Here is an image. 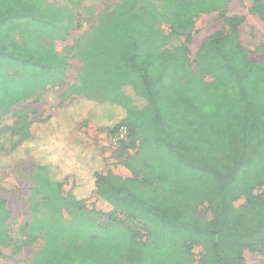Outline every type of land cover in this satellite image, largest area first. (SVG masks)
<instances>
[{
    "label": "trees",
    "instance_id": "obj_1",
    "mask_svg": "<svg viewBox=\"0 0 264 264\" xmlns=\"http://www.w3.org/2000/svg\"><path fill=\"white\" fill-rule=\"evenodd\" d=\"M149 1L122 0L121 12H132L131 19L137 18V8L159 20L164 14L176 35L192 31L203 13L221 11L228 3L162 0V9L153 11ZM71 2L79 7L78 0ZM252 2L251 12L264 19V0ZM72 10L47 0H0L1 112H10L39 90L64 80L67 59L47 40L67 39L74 27ZM228 23L232 31L212 34L199 47L195 62L184 45L160 54L134 52L129 69L138 74L152 107L142 112L126 111L116 102L106 107L117 119L109 121L110 133L125 127L126 138L143 136L145 151L132 162L144 182L95 170L96 194L141 220L145 241L120 222L107 227L91 223L76 198L79 190L60 196L62 183L56 172L63 166L50 155L54 151L55 158L61 146L41 153L36 147L43 135L35 140L32 180L49 213L43 214L39 203L32 209L30 234L45 241L32 264H118L124 257L131 264H196L190 250L196 242L204 246L199 264H247L245 248L264 249V194H255L264 187V62L252 60L240 42L241 19L231 17ZM85 105L90 114L101 111L83 99L80 105L63 109L62 117L52 118L45 133L67 131L85 115ZM26 129L23 125L22 132ZM74 146L63 147L70 151ZM77 160L86 169L93 168L86 158ZM11 163L9 159L5 165ZM242 197L246 203L238 209L235 203ZM204 204L213 211L208 221L196 214ZM64 207L71 210V222L64 219ZM10 218L6 201L0 199V260L5 257L2 247L8 241Z\"/></svg>",
    "mask_w": 264,
    "mask_h": 264
},
{
    "label": "rangeland",
    "instance_id": "obj_2",
    "mask_svg": "<svg viewBox=\"0 0 264 264\" xmlns=\"http://www.w3.org/2000/svg\"><path fill=\"white\" fill-rule=\"evenodd\" d=\"M47 1L56 7L73 9L76 16L72 33L66 40H47L56 53L67 59L68 72L64 80L39 90L34 98L20 102L10 112L0 111V166L4 167L0 171V199L6 201L11 212L7 223L8 241L2 247L5 257L0 264H32L35 254L45 244L42 236L34 237L29 230L32 209L37 203L42 207L44 200L32 180L36 160L32 145L42 135L37 140L38 152L61 146L55 158L54 151L50 155L55 164L63 166L56 172L57 180L62 183L60 196L67 197L79 190L76 198L81 200V209L91 223L107 227L117 221L134 232L139 240H146V225L100 199L92 175L98 170L144 182L143 173L132 162L145 151L141 144L143 136L115 142L108 123L117 119L112 118L109 108L106 109L114 104L111 102L133 112L152 107L138 74L133 68L129 69L130 56L134 52L142 56L160 54L184 45L189 49L191 61L195 62L199 47L216 32L229 34L232 27L228 19L238 17L241 19L237 27L240 42L251 53L252 60L264 62V19L251 12L252 0H228L223 10L203 13L192 31L179 35L171 32L169 23L163 19L164 14L159 20L141 8L136 9L139 13L132 19L123 15H114L112 19L95 17L99 10L121 14L122 0H79V7H73L75 4L71 0ZM149 5L153 11H158L162 9L163 1L150 0ZM108 21L113 23L112 27L105 26ZM83 99L94 102L101 109L100 113H88L89 106L85 105L88 108L84 110L85 115L67 131L56 129L51 135L45 133L56 115L62 117L59 114L63 109L80 105ZM65 118L69 119L70 115L66 114ZM23 125L27 126L25 132H22ZM25 139L28 140L24 142ZM69 144L75 146L66 151L63 146ZM21 154L23 158L20 159ZM80 158H86L85 163L93 168L86 169L77 160ZM9 159L12 163L5 165ZM78 175H82V179ZM261 193L264 194V187L255 192ZM245 203L246 198L242 197L235 206L239 209ZM42 211L43 214L49 213L43 207ZM62 212L64 219L71 222V210L64 207ZM196 214L204 221L210 220L213 217L211 205L200 206ZM190 250L191 259L196 264L201 263L203 243H192ZM244 256L247 264H264V249L261 247L254 250L245 248ZM118 264L131 263L124 257Z\"/></svg>",
    "mask_w": 264,
    "mask_h": 264
},
{
    "label": "crops",
    "instance_id": "obj_3",
    "mask_svg": "<svg viewBox=\"0 0 264 264\" xmlns=\"http://www.w3.org/2000/svg\"><path fill=\"white\" fill-rule=\"evenodd\" d=\"M79 1V0H78ZM79 3V2H78ZM99 14H97L95 17H97V18H106V19H112L113 18V16L114 15H117L118 17H122V15L124 16V17H126V18H129V15L130 14H132V12H120L121 14H119V13H115V12H113L112 10H110V11H108V12H105V10L103 11V10H99V11H97ZM96 12V13H97ZM88 14V13H87ZM86 14V15H87ZM84 15V14H83ZM98 15H100L101 17H99ZM76 17V16H75ZM86 17V16H85ZM133 18V17H132ZM76 19V18H75ZM105 26L106 27H112L113 26V23L112 22H106L105 23ZM103 27V26H102ZM73 30V29H72ZM72 30H71V32L70 33H72ZM68 38V37H67ZM68 72V71H67Z\"/></svg>",
    "mask_w": 264,
    "mask_h": 264
},
{
    "label": "built area",
    "instance_id": "obj_4",
    "mask_svg": "<svg viewBox=\"0 0 264 264\" xmlns=\"http://www.w3.org/2000/svg\"><path fill=\"white\" fill-rule=\"evenodd\" d=\"M128 136V129L125 127H122L119 129V131L115 134H113V139L115 142H119L126 138Z\"/></svg>",
    "mask_w": 264,
    "mask_h": 264
}]
</instances>
